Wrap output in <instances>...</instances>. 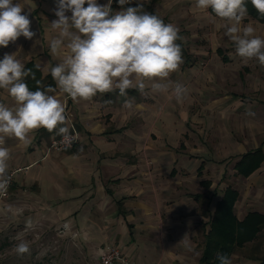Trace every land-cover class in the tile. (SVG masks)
Returning <instances> with one entry per match:
<instances>
[{"label":"crops","instance_id":"0c3cea01","mask_svg":"<svg viewBox=\"0 0 264 264\" xmlns=\"http://www.w3.org/2000/svg\"><path fill=\"white\" fill-rule=\"evenodd\" d=\"M13 2L30 13L35 36L0 46V60L16 54L26 68L32 66L33 73L52 82L55 91L50 94L66 108L65 124L52 132L41 127L24 140L0 134V147L9 150L6 176L14 174L0 213L11 227L20 226L29 245L36 242L43 249L41 259L51 249L58 257L64 254L62 260L102 264L104 254L117 251L127 264H200L205 233L227 190L238 194L234 215L239 222L249 214L264 215V161L248 177L236 169L242 156L264 152V126L243 140L236 138L237 124L231 123L239 84L264 90V66L236 54L225 34L229 21L210 8L196 7V0H129L124 5L112 0L113 14L143 3L145 11L175 25L183 37L178 40L183 62L163 81L171 82L167 91L153 89V83L162 82L157 78L144 81L143 93L132 88L122 97L117 89L73 100L51 76V69L70 52L67 38L56 56L49 52L50 41L60 34L51 27L58 19L53 11L57 0ZM96 2L106 5L109 0ZM66 15L71 17V11ZM249 23L254 35L264 38V23L247 13L240 26ZM25 82L35 91L36 76ZM176 83L187 89L179 100L173 92ZM126 99L131 108L124 106ZM262 99L256 109L248 104L246 114L264 116ZM0 103L16 107L4 89ZM71 126L78 134L74 148L50 151L63 135L59 127L72 132ZM201 131L214 134L216 141L201 140ZM29 218L32 226L26 228ZM52 243L54 248L47 249ZM263 256L264 229L230 260L261 264Z\"/></svg>","mask_w":264,"mask_h":264},{"label":"clouds","instance_id":"9594fccd","mask_svg":"<svg viewBox=\"0 0 264 264\" xmlns=\"http://www.w3.org/2000/svg\"><path fill=\"white\" fill-rule=\"evenodd\" d=\"M111 2L100 5L96 0H57L53 11L58 19L51 22V27L58 29L60 34L50 41L49 52L56 56L65 38L70 52L63 62L51 69L52 78L73 100H89L98 92L110 93L117 89L122 97L132 88L143 93L144 81L157 78L162 82L153 83V89L167 91L171 82L163 81L183 62L182 47L177 43L183 39L179 29L145 11L143 3L113 14ZM128 2L119 0L120 5ZM251 3L264 15V0H251ZM196 7L210 8L217 17L229 21L225 34L234 42L236 54L242 58H256L264 66V38L254 35L251 23L243 28L240 26L247 15L246 0H196ZM67 11H71V17L66 15ZM29 15L21 3L0 0V46L7 47L21 36L29 40L35 36L30 30ZM29 76L35 80V73L26 68L16 54H5L0 60V89L7 90L16 102L14 108L0 103L2 136L24 140L35 129L42 127L52 132L66 122L64 104L50 94L55 89L48 86L32 91L25 82ZM36 83L39 85L40 81ZM173 92L179 100L186 95L187 89L176 83ZM124 106L131 108L132 101L126 99ZM67 131L66 127L58 129L59 134ZM8 159V148L0 147V191H7L10 183L6 176ZM25 226H32L31 218ZM15 251L19 255L28 254L30 245L22 240L15 245ZM217 258L220 264H231L227 255Z\"/></svg>","mask_w":264,"mask_h":264},{"label":"trees","instance_id":"16d2710c","mask_svg":"<svg viewBox=\"0 0 264 264\" xmlns=\"http://www.w3.org/2000/svg\"><path fill=\"white\" fill-rule=\"evenodd\" d=\"M247 13L259 23H264V15H261L252 5L251 0H246ZM178 43V41H177ZM36 71L32 66H29ZM36 84L41 89L51 86L52 82L41 79L38 72H35ZM44 82L46 84L44 85ZM34 91L33 89H30ZM264 161V152L261 150L248 153L240 158L236 165L238 174L248 177L255 172ZM238 194L232 190H227L221 202L216 206V210L209 223V228L205 233V248L200 264H220L218 255H227L229 258L236 249L244 247L246 244L255 241L264 229V215L253 213L249 214L242 222H239L234 215V205ZM264 264V256L261 258Z\"/></svg>","mask_w":264,"mask_h":264},{"label":"rangeland","instance_id":"374dc122","mask_svg":"<svg viewBox=\"0 0 264 264\" xmlns=\"http://www.w3.org/2000/svg\"><path fill=\"white\" fill-rule=\"evenodd\" d=\"M231 74L233 75L232 72L227 73L229 76ZM234 86H237V84ZM237 92L238 100L236 102L239 103V105H237V111L232 113L231 123L237 124L235 127L239 130V133L236 138L244 140L246 139V135L251 136V133H253L254 130L263 128L264 126V116H251V114H246L247 111L250 110L248 104L253 105L254 109H256L258 108L259 104L262 103V98H264V90H262V86L255 88L254 85L250 86L246 84H239ZM227 110L229 112L230 107H227ZM213 119L216 118L214 116L209 117V120H211V125L216 127ZM201 121L203 123L204 120L202 119ZM206 123H208V121ZM201 136H203V139H201L203 141H216L214 134L210 136L209 133L201 131ZM208 144L211 145L212 143L208 142ZM2 199L3 198H0V201ZM20 230V226H18L17 229L11 227L6 221L5 213H0V264H84L81 261L73 262L62 260L61 256L64 254L59 253L58 257L57 251H50L51 249L49 248L53 249L55 246L53 243L47 246V249H49L50 253L45 255L44 259H41L40 256L42 255H39V252H41L43 249L39 248L36 242L30 245V253L24 255L17 254L15 251V245L22 240L25 241L21 238Z\"/></svg>","mask_w":264,"mask_h":264},{"label":"built area","instance_id":"2783aa9c","mask_svg":"<svg viewBox=\"0 0 264 264\" xmlns=\"http://www.w3.org/2000/svg\"><path fill=\"white\" fill-rule=\"evenodd\" d=\"M72 132H67L63 134L59 139L52 142L50 146V151L52 152H62L67 149H72L78 143V134L73 126H71ZM14 174H8L7 178L10 183L7 191H0V198L6 199L8 197V191L12 185ZM102 264H127L124 259L120 257L117 251H108L101 258Z\"/></svg>","mask_w":264,"mask_h":264}]
</instances>
